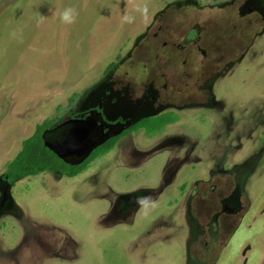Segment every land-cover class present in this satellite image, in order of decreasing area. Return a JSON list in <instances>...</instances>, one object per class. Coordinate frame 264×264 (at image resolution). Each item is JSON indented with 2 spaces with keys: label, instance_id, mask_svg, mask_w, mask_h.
I'll list each match as a JSON object with an SVG mask.
<instances>
[{
  "label": "rangeland",
  "instance_id": "obj_1",
  "mask_svg": "<svg viewBox=\"0 0 264 264\" xmlns=\"http://www.w3.org/2000/svg\"><path fill=\"white\" fill-rule=\"evenodd\" d=\"M101 102L176 116L76 178L5 181L38 125ZM0 264H264V0H0Z\"/></svg>",
  "mask_w": 264,
  "mask_h": 264
},
{
  "label": "trees",
  "instance_id": "obj_2",
  "mask_svg": "<svg viewBox=\"0 0 264 264\" xmlns=\"http://www.w3.org/2000/svg\"><path fill=\"white\" fill-rule=\"evenodd\" d=\"M165 121L166 119L159 122L163 123ZM155 122L158 121L149 122V133L155 131L153 128ZM53 123V121H46L38 125L36 133L24 141L21 152L8 164L5 175V181L7 183L15 186L18 182L26 178L35 177L43 173H54L68 178H76L85 173L95 160L106 155L116 146L117 139L111 140L108 144L92 153L83 163L72 165L61 159L45 144L44 134L53 127Z\"/></svg>",
  "mask_w": 264,
  "mask_h": 264
},
{
  "label": "flooded vegetation",
  "instance_id": "obj_3",
  "mask_svg": "<svg viewBox=\"0 0 264 264\" xmlns=\"http://www.w3.org/2000/svg\"><path fill=\"white\" fill-rule=\"evenodd\" d=\"M147 39V37H146ZM151 92V89L149 90V93ZM153 100H156L155 97L152 98ZM106 104L104 102H101L100 106L97 108V114L99 115L100 118H98L97 116H92L94 114L92 113H88L87 115H81L80 117L76 116L77 118H72L69 121H74V120H86L90 117L94 118V121L97 123V128L99 129L100 133L98 135V138H102L105 137L104 134L105 133H109L110 134H117L122 132L120 135H117L111 139H109L106 143H104L103 145H101L100 147L108 144L111 140H115L117 139V143L122 142L124 139H126L128 136L133 135L134 133H137L140 130H145L147 132L148 129H146V125L149 124V122H153L157 119L161 120L164 119L168 116L171 117H175L176 114L174 113H165V114H161L158 116H150V117H146V118H142L140 120H137L136 118H132L129 121H125L121 118H118L114 124L115 125H109V124H104V122L101 121V117H102V113H106ZM136 106V105H135ZM134 106V109H136V107ZM107 119V118H105ZM149 134V130L147 132ZM100 147H98L95 151H97ZM229 151V150H228ZM93 152V153H94ZM75 165V164H72ZM233 169V170H232ZM229 170V169H228ZM244 171V166H235L230 168L229 174L228 176H230V178H235V180L238 182V184H240L241 186L245 183V179L246 176H244L242 174V172ZM229 178V179H230ZM240 187L238 188V190L236 192H232L228 197V201L225 202V207H224V211L226 212V217L229 219H232L234 217L239 216V214H242L244 212L245 209V204L242 200V196L239 192ZM240 212V213H237Z\"/></svg>",
  "mask_w": 264,
  "mask_h": 264
},
{
  "label": "water",
  "instance_id": "obj_4",
  "mask_svg": "<svg viewBox=\"0 0 264 264\" xmlns=\"http://www.w3.org/2000/svg\"><path fill=\"white\" fill-rule=\"evenodd\" d=\"M63 126H68V132H63L60 138H53L54 143L48 139V134H53L54 131H46L44 134L45 144L61 159L75 165L83 163L90 157L94 150L106 143L109 139L122 133H105V137L98 138L100 131L93 117L86 120L68 121ZM56 139L61 142L58 143Z\"/></svg>",
  "mask_w": 264,
  "mask_h": 264
},
{
  "label": "clouds",
  "instance_id": "obj_5",
  "mask_svg": "<svg viewBox=\"0 0 264 264\" xmlns=\"http://www.w3.org/2000/svg\"><path fill=\"white\" fill-rule=\"evenodd\" d=\"M76 11L75 9L68 7L65 8L60 14H59V19L62 23L65 24H72L75 22L76 19ZM126 20H128L129 22H131V18L130 17H125Z\"/></svg>",
  "mask_w": 264,
  "mask_h": 264
}]
</instances>
